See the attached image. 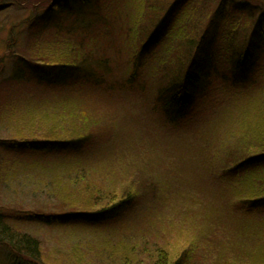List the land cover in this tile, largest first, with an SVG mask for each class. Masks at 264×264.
<instances>
[{"label":"trees","instance_id":"trees-1","mask_svg":"<svg viewBox=\"0 0 264 264\" xmlns=\"http://www.w3.org/2000/svg\"><path fill=\"white\" fill-rule=\"evenodd\" d=\"M116 1L51 0L23 20L25 33L16 27L8 33L0 55L1 118L7 119L9 131L0 136V183L22 182L25 173L37 172L42 176L38 187L43 185L55 201L39 210H6L0 204V264H62L47 258L42 241L19 222L99 230L144 209L147 201L162 208L155 217H170L165 210L171 203L178 204L172 216L196 217L204 213H199L204 198H214L216 207H208L214 230L227 221L237 233L253 232L263 241L264 0H218L209 13L201 9V0H144L148 7L129 0V10L115 12ZM11 2L0 0V11ZM120 30L129 36L126 45L115 43ZM221 30L227 41L220 44ZM27 33L31 41L23 51ZM176 43L183 48L178 52L182 62L170 67L150 104L164 124L183 123L219 88L217 94L231 96L228 106L241 112L238 126L228 128L232 142L224 141L219 152L210 154L207 181L213 186L192 185L177 171L165 182L157 172L150 173L151 162L128 165L121 158L126 156L121 144L129 138V128L110 110L108 115L100 111L103 98L116 103L139 91L143 68L156 59L154 50L159 45L171 54ZM37 91L43 98L37 99ZM241 92L248 103H232ZM209 186L212 192L205 193ZM123 241L135 250L136 242ZM125 243H119V251L127 249ZM263 249L262 243L252 252L247 248L257 264L264 262ZM189 250L154 247L148 251V264H190ZM73 252L76 263L86 259L77 246ZM125 256L134 254L126 251Z\"/></svg>","mask_w":264,"mask_h":264},{"label":"rangeland","instance_id":"rangeland-1","mask_svg":"<svg viewBox=\"0 0 264 264\" xmlns=\"http://www.w3.org/2000/svg\"><path fill=\"white\" fill-rule=\"evenodd\" d=\"M11 1L13 3L11 2L10 6L0 11V55L4 51L8 33L12 27H16L15 31L23 29V33H25L27 24L23 20H26L32 12L41 11L51 2V0ZM118 1L119 5H116L115 12L122 9L129 10L126 7V2L129 0H117L116 2ZM134 1L137 7L141 5L148 7V2H145L147 0ZM217 2L218 0H201V6H198L209 13L215 8ZM145 13L147 14L146 10L142 11V15ZM245 19L242 20L241 29L236 30V32L241 34L245 28ZM119 27L121 26L117 25V28ZM120 33L121 35L115 39V43L118 45L128 44L129 36L123 34L122 30ZM220 37V44L227 41L223 40V33L220 34ZM22 38L24 42V44L22 43V50L24 51L30 44L31 37L27 33ZM108 41L113 44L112 37ZM170 49L171 54L166 47L158 45L153 52L156 59L152 58L143 68L142 73L144 75L140 80L143 87L140 88L141 86H139V91L133 92L134 94L129 95L125 100H119L116 103H109L106 98H103L104 101H99L100 111L108 115L107 110H110L111 114L117 116V122L127 125L129 128V138L125 142L129 141L131 146L128 144L126 147L125 142L121 144V151L123 154L125 153L124 156L126 155L125 157L121 156V158L127 164L151 162L153 170L150 173L157 172L165 182L175 177L173 172L177 171L180 172L179 178L183 175L188 180L191 179L192 185L204 183V185L213 186L207 181L209 177L208 167L209 164H212V155L210 154L215 151L216 153L219 152L220 145L224 141L232 142L228 135V128L238 126L237 122L241 112H239L238 106L235 109L228 106L227 99H231V96L222 98L221 95L220 97L217 94L221 91L219 88V90L211 92V99L207 105L197 108L195 113H191L183 123H177L175 126L165 125L160 114L153 111L150 104H153L155 89L160 86L162 78L165 79V74L171 68L176 69L182 62L178 57V52L183 50L182 46L176 43ZM129 55L128 53L123 54L125 58ZM160 60H164V62ZM6 69L8 74L13 72V66L10 64ZM36 93L38 100L43 98L41 92L37 91ZM245 95L243 92L236 96L233 95L232 103L235 101L248 103ZM218 101L220 102L219 106L217 105ZM1 107L0 136L4 137L8 136L9 131L4 125V122L8 123L7 119L1 118L3 111ZM149 109L150 113H148ZM156 151H160V153ZM111 160H115V158L112 157ZM198 175L202 177L201 181L198 180ZM21 178L23 179L22 182L0 183V204L6 210L12 207L39 210L53 206L55 201L53 195L45 190L43 185L42 190L38 187V182L42 178L41 175L37 172H27ZM210 186L205 190V193L212 192ZM185 192L188 193L189 190H185ZM217 198L219 197L217 196ZM217 202L214 198H204L202 202L204 204L199 207V213L204 212L203 215L201 214L202 216L199 213L196 217L172 216L171 210L176 208L178 204L171 203V206L165 210L170 217L162 215L155 217L156 214L154 213L161 211L162 208L154 209V203L147 201L144 204V209L111 223V227L99 230L91 227L28 225L23 222L17 224H22L24 231L35 235L42 241L44 254L47 258L50 260L56 258L62 264H79L76 263L73 252L76 246L86 255V259L80 264H148V251L154 247H164L175 253H181L185 248L191 249L189 250L190 255H193L190 264H257L255 259L252 260L253 256L248 251L252 252L260 243L264 244V238L263 241H260L256 234L253 235V232L249 231L237 233L233 229L232 223L227 221L221 225L220 229L214 230L216 221L208 207L209 205L216 207ZM205 219L209 220L207 225ZM203 223L207 228L205 234L210 236L208 239L201 231ZM225 226H227L226 231H224ZM123 239L132 244L136 242L135 250L129 249V244L125 243ZM121 241L127 244L126 250L124 248L118 250ZM126 251L130 254L133 253L136 258L127 259ZM262 252L264 255V249Z\"/></svg>","mask_w":264,"mask_h":264}]
</instances>
